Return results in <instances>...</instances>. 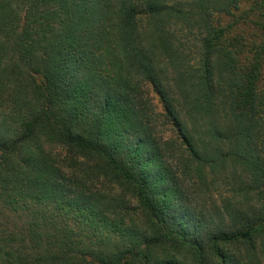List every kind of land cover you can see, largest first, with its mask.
<instances>
[{
    "label": "trees",
    "instance_id": "trees-1",
    "mask_svg": "<svg viewBox=\"0 0 264 264\" xmlns=\"http://www.w3.org/2000/svg\"><path fill=\"white\" fill-rule=\"evenodd\" d=\"M263 71L264 0H0V264H264Z\"/></svg>",
    "mask_w": 264,
    "mask_h": 264
},
{
    "label": "rangeland",
    "instance_id": "rangeland-1",
    "mask_svg": "<svg viewBox=\"0 0 264 264\" xmlns=\"http://www.w3.org/2000/svg\"><path fill=\"white\" fill-rule=\"evenodd\" d=\"M262 84H264V71L262 73ZM147 88V94H148V97L150 99V101L152 102V104L154 105V109L156 111L159 110V104L157 102V97L156 95L152 92L151 89H148ZM47 149L54 155V156H58L59 158L62 157L64 155V149L60 146H47Z\"/></svg>",
    "mask_w": 264,
    "mask_h": 264
}]
</instances>
